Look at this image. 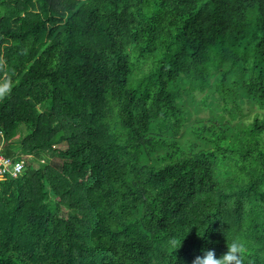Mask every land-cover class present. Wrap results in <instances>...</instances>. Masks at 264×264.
<instances>
[{"label": "trees", "instance_id": "1", "mask_svg": "<svg viewBox=\"0 0 264 264\" xmlns=\"http://www.w3.org/2000/svg\"><path fill=\"white\" fill-rule=\"evenodd\" d=\"M5 81L0 264H264V0H0Z\"/></svg>", "mask_w": 264, "mask_h": 264}, {"label": "clouds", "instance_id": "2", "mask_svg": "<svg viewBox=\"0 0 264 264\" xmlns=\"http://www.w3.org/2000/svg\"><path fill=\"white\" fill-rule=\"evenodd\" d=\"M10 91V82L5 81L0 84V100L5 99L7 95L10 94ZM182 240L175 237L170 239V244L174 253L180 249ZM247 252L248 248L245 242L239 239H233L227 244L226 251L221 255L217 256L214 248L203 249L198 255L194 256L191 264H244Z\"/></svg>", "mask_w": 264, "mask_h": 264}, {"label": "built area", "instance_id": "3", "mask_svg": "<svg viewBox=\"0 0 264 264\" xmlns=\"http://www.w3.org/2000/svg\"><path fill=\"white\" fill-rule=\"evenodd\" d=\"M24 158L11 159L0 152V180L4 178H15L24 167Z\"/></svg>", "mask_w": 264, "mask_h": 264}, {"label": "rangeland", "instance_id": "4", "mask_svg": "<svg viewBox=\"0 0 264 264\" xmlns=\"http://www.w3.org/2000/svg\"><path fill=\"white\" fill-rule=\"evenodd\" d=\"M254 110L257 111L256 109H254ZM207 113H208L207 110H203V111H201V112L199 113V116L206 115ZM0 141H1V137H0ZM16 146H17L16 144H12V145H11V148H13L12 150L17 149ZM45 155H47V156L44 157V158H41L43 161H45V160L50 161V160H51V162H52V161H53V163L55 162L54 158L51 156L50 153H49V154H45ZM22 157L24 158V163H25V164H26V162H30V163H32L33 165H35V162H33L34 160H32L31 157H30L29 155L22 156ZM41 157H43V156H41ZM46 158H48V159H46ZM25 164H24V166H25Z\"/></svg>", "mask_w": 264, "mask_h": 264}]
</instances>
